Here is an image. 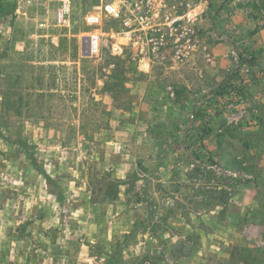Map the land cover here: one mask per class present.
<instances>
[{
	"label": "rangeland",
	"instance_id": "obj_1",
	"mask_svg": "<svg viewBox=\"0 0 264 264\" xmlns=\"http://www.w3.org/2000/svg\"><path fill=\"white\" fill-rule=\"evenodd\" d=\"M100 2L72 0L61 27L56 0H0V264H264V0L239 14L170 0L200 7L198 41L181 34L189 56L169 47L150 73L122 20L87 23ZM242 49L257 52L247 98L214 99ZM204 129L206 149L187 151Z\"/></svg>",
	"mask_w": 264,
	"mask_h": 264
},
{
	"label": "built area",
	"instance_id": "obj_2",
	"mask_svg": "<svg viewBox=\"0 0 264 264\" xmlns=\"http://www.w3.org/2000/svg\"><path fill=\"white\" fill-rule=\"evenodd\" d=\"M33 0H26V5L32 4ZM58 3L56 21L58 26H68L69 16L72 9V0H56ZM21 6L20 8H24ZM98 13L90 14L86 21L90 26L98 27L103 24V16H109L115 20H122L124 30L121 33L128 42L133 45L143 46L141 59L167 56L169 47L176 48L175 54L169 59L176 64L184 61L189 56L186 52L187 43H197L196 21L200 7L187 10L184 14L179 13L180 7L172 5L170 0H101L96 7ZM167 29H170L168 32ZM188 34V41L184 47L181 34ZM176 37L173 40V37ZM92 55L100 51V35L95 32L90 37ZM196 47L195 44L191 45ZM116 53L121 51L119 44L115 45ZM169 57V56H168ZM167 57V58H168Z\"/></svg>",
	"mask_w": 264,
	"mask_h": 264
},
{
	"label": "trees",
	"instance_id": "obj_3",
	"mask_svg": "<svg viewBox=\"0 0 264 264\" xmlns=\"http://www.w3.org/2000/svg\"><path fill=\"white\" fill-rule=\"evenodd\" d=\"M251 1V0H250ZM256 6V5H255ZM263 28L257 27L251 35H256L259 32H261ZM238 61L239 65L236 69H234L231 73L227 75L225 80L218 85H216L212 90H211V95L214 97V99H218L219 97L225 98V97H231L232 101L236 97H243L244 99L247 98V95L249 93V86H247L244 82V77H243V72H242V66L249 64L251 66H258L257 62V52H249L247 49H242L239 50L238 52ZM250 57H248V56ZM111 79L116 80L117 76L113 74L111 76ZM242 95V96H241ZM200 112L199 110H195V118H200ZM208 134V131L204 129L203 133L201 136L196 139V141H192L190 146L187 147V151H189L192 147H197V149H206V144L204 142V137L205 135ZM0 138L10 141L9 138L5 135L4 132L0 130ZM21 149L26 152V154L29 156V159L32 161L33 166L49 181L52 182L53 178L50 176V174L47 172V170L42 166L38 160L35 158V155L32 154V146L29 145L25 141H18L16 142ZM196 159L199 158L198 155L195 156ZM211 159V157H210ZM216 166L219 164L217 162L214 163ZM225 170L227 168H224ZM241 256H244L242 261L244 262H253L255 257L251 256V250L247 249H240L238 250Z\"/></svg>",
	"mask_w": 264,
	"mask_h": 264
},
{
	"label": "crops",
	"instance_id": "obj_4",
	"mask_svg": "<svg viewBox=\"0 0 264 264\" xmlns=\"http://www.w3.org/2000/svg\"><path fill=\"white\" fill-rule=\"evenodd\" d=\"M240 1L245 3V1H247V0H229V1H226V0H210V2H208V7L210 8V12L219 11V13L224 14L225 12H228L230 9H234L239 14L241 11L244 10L241 8V6L239 7L237 5V3ZM217 23H218V26L222 25L223 28L228 27V25L226 24L227 22L224 20H218ZM239 23H240V20H236V24L239 25ZM246 23L251 24V22H246ZM255 37H256L255 40L262 42L264 40V29L260 33H258L257 36H255ZM219 46H221V44H218L214 48L218 50ZM150 62H153V60H149L148 58L141 59V62H140L141 70L144 73H150L151 72V63ZM147 65H148V68H147ZM146 90H147V85L144 86V88L142 90H140L139 93L142 94V92L143 91L145 92ZM146 93H147V91L144 94H146ZM144 94H143V96H144Z\"/></svg>",
	"mask_w": 264,
	"mask_h": 264
},
{
	"label": "water",
	"instance_id": "obj_5",
	"mask_svg": "<svg viewBox=\"0 0 264 264\" xmlns=\"http://www.w3.org/2000/svg\"><path fill=\"white\" fill-rule=\"evenodd\" d=\"M87 55H88V56L92 55L90 39H89V49H88V53H87Z\"/></svg>",
	"mask_w": 264,
	"mask_h": 264
}]
</instances>
